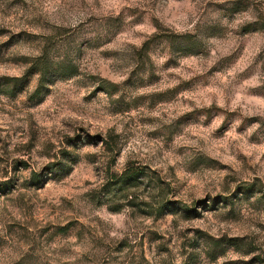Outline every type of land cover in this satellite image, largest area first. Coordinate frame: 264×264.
<instances>
[{
  "label": "rangeland",
  "instance_id": "374dc122",
  "mask_svg": "<svg viewBox=\"0 0 264 264\" xmlns=\"http://www.w3.org/2000/svg\"><path fill=\"white\" fill-rule=\"evenodd\" d=\"M0 264H264V0H0Z\"/></svg>",
  "mask_w": 264,
  "mask_h": 264
},
{
  "label": "trees",
  "instance_id": "16d2710c",
  "mask_svg": "<svg viewBox=\"0 0 264 264\" xmlns=\"http://www.w3.org/2000/svg\"><path fill=\"white\" fill-rule=\"evenodd\" d=\"M125 174H126V173H125ZM125 174H124V176H127V175H125Z\"/></svg>",
  "mask_w": 264,
  "mask_h": 264
}]
</instances>
